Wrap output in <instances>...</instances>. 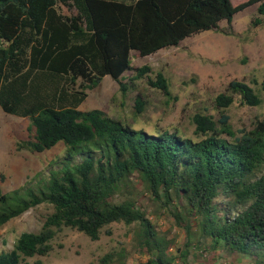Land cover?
<instances>
[{
	"label": "trees",
	"instance_id": "1",
	"mask_svg": "<svg viewBox=\"0 0 264 264\" xmlns=\"http://www.w3.org/2000/svg\"><path fill=\"white\" fill-rule=\"evenodd\" d=\"M253 5L264 16V0L237 6L231 0H0V106L30 119L35 132L18 150L67 146L40 188L0 196V229L40 205L53 209L40 232L22 233L13 250L0 253V264L49 256L64 228L99 241L104 230L113 234L108 227L114 223L136 226V246L149 257L145 264H173V242L157 232L137 201L129 196L114 202L134 176L167 210L180 204L174 213L180 228L190 233L195 218L212 250L264 264V121L237 134L228 116L217 121L196 114L193 139L169 131L150 134L101 110L79 109L105 77L118 81L135 70L140 80L152 72L148 66L132 68V51L148 57L178 47L193 35L219 30L222 21L231 23ZM149 84L171 95L164 74ZM232 88L247 105H262L250 85L234 82ZM216 103L229 108L234 101L219 95ZM137 110H144L141 99ZM181 257L187 260L189 252ZM125 259V251H115L99 264Z\"/></svg>",
	"mask_w": 264,
	"mask_h": 264
},
{
	"label": "rangeland",
	"instance_id": "2",
	"mask_svg": "<svg viewBox=\"0 0 264 264\" xmlns=\"http://www.w3.org/2000/svg\"><path fill=\"white\" fill-rule=\"evenodd\" d=\"M234 6L248 0H231ZM253 5L239 12L233 21H222L219 30L206 31L185 39L178 47L161 50L148 57L131 52L132 68L148 66L152 72L140 80L136 71L130 70L116 81L107 76L101 85L89 91L86 101L79 107L82 111L101 110L112 119L123 122L137 130L150 134L164 131L178 133L184 138H195L193 117L196 114L213 115L218 121L224 115L230 118L233 130L240 134L250 132L264 121V16ZM63 14H71L60 7ZM257 19L261 24H255ZM162 73L169 81L171 95L153 88L149 79ZM121 83L127 85L123 91ZM234 82L253 87L263 99L261 106L247 105L240 93L232 88ZM219 95L232 97L229 108H221L216 100ZM144 102V110L138 113L137 100ZM35 132L32 122L7 114L0 106V196L16 190H37L48 178L55 162L62 159L67 150L65 143L43 153L19 151L18 145L31 140ZM133 197L138 207L151 220L157 232L173 242L169 251L176 257L173 264H259L255 258L232 254L225 249L212 250V242L201 235L197 220L192 219L190 233L180 228L173 210H167L156 202L140 183L137 176L131 185L114 198L119 204ZM218 203H226L218 199ZM185 204V202H182ZM180 210V208L178 209ZM53 212L48 204L40 205L16 218L0 229V253L11 251L22 233L41 231L46 217ZM105 230L99 241H92L85 234L64 228L53 241L54 251L47 257H34L24 264H99L106 254L125 251V264H145L149 257L136 246V226L114 223ZM189 252L187 260L181 257Z\"/></svg>",
	"mask_w": 264,
	"mask_h": 264
}]
</instances>
